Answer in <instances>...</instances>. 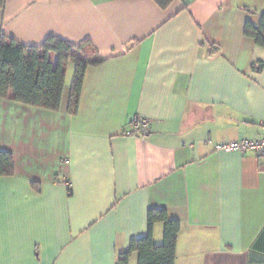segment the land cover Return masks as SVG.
I'll use <instances>...</instances> for the list:
<instances>
[{"label":"crops","instance_id":"1","mask_svg":"<svg viewBox=\"0 0 264 264\" xmlns=\"http://www.w3.org/2000/svg\"><path fill=\"white\" fill-rule=\"evenodd\" d=\"M263 13L264 0H5L6 38L88 43L103 63L86 68L75 115L71 64L57 111L0 99L14 161L0 264H115L151 209L179 221L175 264H264V157L214 150L264 137V48L244 36ZM134 117L146 137L124 135Z\"/></svg>","mask_w":264,"mask_h":264},{"label":"trees","instance_id":"2","mask_svg":"<svg viewBox=\"0 0 264 264\" xmlns=\"http://www.w3.org/2000/svg\"><path fill=\"white\" fill-rule=\"evenodd\" d=\"M5 0H0V9ZM165 10L173 0H153ZM244 36L264 48V13L257 24L246 22ZM56 57L53 66L49 55ZM73 65L68 113L77 114L84 73L89 66L103 63L88 43L74 46L57 38H47L38 47H24L0 34V99L48 111L59 109L67 66ZM125 135V133H124ZM14 175L11 154L0 152V177ZM163 227L162 243L153 241V227ZM180 224L171 219L165 209H151L147 213V234L131 239L125 252L117 256L115 264H128L136 255V264H175L176 241Z\"/></svg>","mask_w":264,"mask_h":264},{"label":"built area","instance_id":"3","mask_svg":"<svg viewBox=\"0 0 264 264\" xmlns=\"http://www.w3.org/2000/svg\"><path fill=\"white\" fill-rule=\"evenodd\" d=\"M149 130V121L144 118L134 117L129 122V129L125 132L126 136L146 137ZM217 152H239L241 154L252 153L264 157V137L246 140L218 143L214 146Z\"/></svg>","mask_w":264,"mask_h":264},{"label":"rangeland","instance_id":"4","mask_svg":"<svg viewBox=\"0 0 264 264\" xmlns=\"http://www.w3.org/2000/svg\"><path fill=\"white\" fill-rule=\"evenodd\" d=\"M69 64H71V63H69ZM72 65V64H71ZM68 71V70H67Z\"/></svg>","mask_w":264,"mask_h":264}]
</instances>
